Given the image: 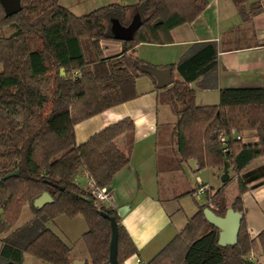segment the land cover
<instances>
[{"label":"trees","instance_id":"1","mask_svg":"<svg viewBox=\"0 0 264 264\" xmlns=\"http://www.w3.org/2000/svg\"><path fill=\"white\" fill-rule=\"evenodd\" d=\"M60 1L20 0L21 10L9 17L0 4V29H14L9 36H0V178L18 172L0 183V235H4L0 264H22L24 254L49 264H72L71 247L45 225L60 215H81L86 221L88 229L81 236L88 253L86 264H108L111 228L106 216L114 217L117 261L124 264L137 250L117 212L80 188L73 177L83 168L95 187H107L129 163L133 121L124 118L79 145L74 126L136 97V79L148 75L141 69L136 47L171 43V31L200 16L207 0L111 3L80 16ZM231 1L243 22L264 13V0ZM135 14L141 22L133 39L115 40L110 21L117 19L126 26ZM105 40L121 42L123 50L103 57L100 42ZM32 42L36 48L31 49ZM217 64L215 43H197L169 66L181 80L157 90L178 117L173 133L179 162L193 159L199 170H222L227 162L228 179L217 189L209 188L206 203L198 205L184 228L143 264H253L249 254L264 256V228L250 237L242 200L249 184L264 182V164L247 170L264 157V82L259 87L221 89L217 104L198 106L189 84ZM247 131L253 132L255 141H242L241 134ZM234 181L237 193L228 206L226 190ZM43 193L50 194L52 202L32 208L33 218L16 227L24 205ZM205 208L220 217L228 208L242 213L235 245H218L219 231L205 220Z\"/></svg>","mask_w":264,"mask_h":264},{"label":"crops","instance_id":"2","mask_svg":"<svg viewBox=\"0 0 264 264\" xmlns=\"http://www.w3.org/2000/svg\"><path fill=\"white\" fill-rule=\"evenodd\" d=\"M104 1L109 4L131 5L138 0ZM60 3L72 14L82 15L77 13L79 8L74 6L75 0H61ZM171 39L172 42L168 44L138 45L137 58L143 64L170 70L169 66L190 53L195 44L214 42L216 45V68L189 84L195 91L194 102L198 106L217 104L221 89L259 87L264 82V13L252 17L249 22H243L231 0H207V6L200 16L190 23L174 28ZM100 47L103 57L117 55L123 50L121 42L113 40L101 41ZM171 78L172 81L181 80L177 71L171 72ZM135 91L136 97L133 99L108 108L74 126L75 141L79 145L124 118L133 121L134 142L129 163L104 188L110 193V200L100 202L116 212L126 208L122 216L118 215V222L126 229L137 252L126 259L124 264H143L150 261L184 228L188 218L197 211L199 204L191 212L186 210L181 195L190 192L193 199H199L205 194L196 197L194 190L199 185H204L207 189H217L223 175V169L199 170L193 159L179 162L176 137L173 134L178 117L170 105L162 101L163 96L157 90L155 78L152 80L148 75L138 77ZM242 141H255L253 133L242 135ZM120 142L122 146V138ZM263 164L264 157H260L247 170ZM73 181L87 191L95 187L83 168L78 169ZM249 198L250 194L246 191L242 195L244 216L247 231L251 238H255L264 228V184L255 189V209L249 203ZM43 205H37L35 201L31 205L26 204L16 227L33 218L32 208ZM45 225L71 247L72 264H86L88 253L81 236L88 228L81 215H60ZM3 236L0 235V240ZM22 264L49 263L24 254Z\"/></svg>","mask_w":264,"mask_h":264},{"label":"water","instance_id":"3","mask_svg":"<svg viewBox=\"0 0 264 264\" xmlns=\"http://www.w3.org/2000/svg\"><path fill=\"white\" fill-rule=\"evenodd\" d=\"M0 4L5 12V16L9 17L21 10L20 0H0ZM141 22L139 14H135L128 25H122L117 19H112L110 21V32L113 35L115 40L119 41H130L133 39V35L137 27ZM141 69L146 72L148 75L152 76L157 81V88H165L167 85L172 83L171 71L167 69H159L150 65L142 64ZM60 74L64 75V69H60ZM228 169L229 164L225 162L223 168V175L221 181L224 182L228 179ZM18 172L14 171L8 173L0 178L1 181L5 180L8 177L16 175ZM35 203L37 205L45 204L46 202H52V198L48 193L41 194L36 198ZM125 207L119 209L117 214L122 216ZM205 220L215 227L218 233L217 243L219 246L227 247L233 246L237 243L238 233L242 221V213L235 211L232 208H228L223 217L217 216L210 208H205L204 211ZM106 216V215H105ZM110 222L111 228V238L109 242V261L108 264H118L117 261V222L114 217L106 216Z\"/></svg>","mask_w":264,"mask_h":264},{"label":"rangeland","instance_id":"4","mask_svg":"<svg viewBox=\"0 0 264 264\" xmlns=\"http://www.w3.org/2000/svg\"><path fill=\"white\" fill-rule=\"evenodd\" d=\"M70 1H72V0H70ZM120 1L121 2H124V1L125 2H132L133 0H120ZM135 1L136 0H134L133 2H135ZM75 2L76 3L74 4V6L79 8V9H77V10H79V11H77L78 15L87 14V13H89L90 11H92L94 9H97V8H99L101 6H105V5L109 4V2H105L104 0H75ZM13 30L14 29L11 28L10 26H5L2 29H0V36H5V37L9 36L13 32ZM30 44H31V46H30L31 49L37 47L36 43L32 42ZM85 46H86V49H85L86 52L85 53L87 55V58H90V56L88 54L89 53L88 45L86 44ZM162 101L163 102H167V99H166L165 96L162 98ZM249 133H253V132L252 131H247V132L242 133L241 136L242 135L247 136ZM262 179L264 180V178H262ZM230 184H229L230 186H228L229 187L228 190H226L227 205L228 206H230V204L232 203V201L234 199V195H236V193H237V185L235 184V181L231 182ZM262 184H264V182ZM259 186H251L247 190V192L250 194L249 203H251L252 206H253V199H255V189L257 187H259ZM182 198L184 200V206H185L186 210H189L190 212L193 210V208L197 204H199V205L204 204V201H205V196L204 195L202 197H200L199 199H193L190 194L185 195ZM247 205L249 206L248 203H247ZM253 207H254V209L256 208L255 205ZM248 259L250 261H252L253 264H264V256L262 255L261 252H259L258 254H253V253L249 254L248 255Z\"/></svg>","mask_w":264,"mask_h":264},{"label":"built area","instance_id":"5","mask_svg":"<svg viewBox=\"0 0 264 264\" xmlns=\"http://www.w3.org/2000/svg\"><path fill=\"white\" fill-rule=\"evenodd\" d=\"M220 141L222 143L224 142L223 134H220ZM206 191H208V189L204 185H199L194 190V195L197 197V196L205 194ZM90 192L93 195V197L99 202H106L110 200V193L104 188L92 187Z\"/></svg>","mask_w":264,"mask_h":264}]
</instances>
